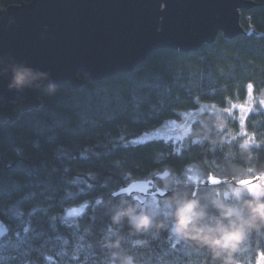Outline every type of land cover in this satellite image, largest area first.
<instances>
[{
  "label": "trees",
  "instance_id": "trees-1",
  "mask_svg": "<svg viewBox=\"0 0 264 264\" xmlns=\"http://www.w3.org/2000/svg\"><path fill=\"white\" fill-rule=\"evenodd\" d=\"M31 1L2 0L7 8ZM252 1L258 6L240 11V25L246 33L253 29L251 35L228 38L219 32L195 51L158 50L133 71L108 78L79 73L82 86L65 84L55 94L47 89L38 105L0 121V219L9 230L0 244L11 251L12 243L27 241L38 264H113L107 242L118 236L123 250L141 264H220L206 249L175 241L167 229L136 234L127 222L113 225L111 209L121 199L112 193L145 179L164 188L156 176L166 170L184 182L192 166L234 180L264 174V106L246 117L244 135L235 116L227 129L210 134L227 136L222 145L196 141L192 134L180 143L135 141L202 104L226 109L250 93L264 98V0ZM197 127L196 119L193 131ZM242 139L253 141L251 159L238 148ZM44 187L52 189L53 199H23ZM80 204H87L84 216L65 222L66 209ZM76 244L83 247L73 259ZM237 259L240 264L264 259V230L252 233L248 250Z\"/></svg>",
  "mask_w": 264,
  "mask_h": 264
},
{
  "label": "water",
  "instance_id": "water-1",
  "mask_svg": "<svg viewBox=\"0 0 264 264\" xmlns=\"http://www.w3.org/2000/svg\"><path fill=\"white\" fill-rule=\"evenodd\" d=\"M257 6L252 0H32L10 6L0 11V101L5 103L0 121L16 118L18 98L23 108L38 105L50 84L82 86L79 73L108 78L133 71L158 50L190 52L212 43L219 32L228 38L245 34L240 11ZM252 33L253 29L246 35ZM14 66L43 77L31 87L10 89ZM162 174L170 176L166 170L156 178L162 180ZM233 181L209 175L207 185ZM168 195L155 179L135 180L112 193L113 198L133 197L141 204V196ZM0 224L4 225L1 219Z\"/></svg>",
  "mask_w": 264,
  "mask_h": 264
},
{
  "label": "clouds",
  "instance_id": "clouds-1",
  "mask_svg": "<svg viewBox=\"0 0 264 264\" xmlns=\"http://www.w3.org/2000/svg\"><path fill=\"white\" fill-rule=\"evenodd\" d=\"M6 5L0 0V11L6 10ZM7 72V69H5ZM43 74L23 66H14L9 88L23 89L31 87L40 80ZM39 87V85H36ZM50 94L57 89L54 84L48 86ZM228 109L202 104L197 118L199 127L192 135L196 141L210 140L213 145L224 144L227 136L212 138L213 132H221L228 128L225 112ZM232 139H236L233 135ZM251 139H242L238 148L248 159L252 158ZM164 191L172 194L164 200L168 209L166 216L157 212L142 209L135 203L121 201L111 209V222L118 226L127 222L131 232L136 234L152 233L156 235L162 229L169 230L180 240L190 241L202 249H206L213 261L220 264H240L238 255L248 250L252 233L264 230V185L257 184L251 189L241 185L245 181L226 183L225 187H211L198 192L196 190L179 191L175 189L178 183L170 176L162 174ZM213 184L219 181L212 180ZM115 234H113L114 236ZM113 264H141L136 257L123 250V237L111 236L107 242ZM11 264V262H5Z\"/></svg>",
  "mask_w": 264,
  "mask_h": 264
},
{
  "label": "rangeland",
  "instance_id": "rangeland-1",
  "mask_svg": "<svg viewBox=\"0 0 264 264\" xmlns=\"http://www.w3.org/2000/svg\"><path fill=\"white\" fill-rule=\"evenodd\" d=\"M253 94L250 93L248 95V98L241 103H235L227 107L229 111L225 112V116L227 117V120L231 116H235L238 126L240 127L241 133L244 135V123L246 120V117L255 111L256 107H263L264 106V98L262 95L259 97L252 96ZM214 107V106H213ZM201 107L197 108L196 110H191L188 112L181 113L176 119L170 120L165 122L163 125H161L156 130L146 133L140 137H138L135 141L144 142V141H151L155 139H165L170 140L174 143H180L187 137H189L192 134L193 131V125L196 122L197 117L200 114ZM209 173L206 171H202L200 168L196 166L189 167L187 169V172L185 174V181L179 182L178 179H174L178 183L175 185V189L179 191L184 190H195L197 186L203 185L204 187L202 189H207L211 187H218L223 188L225 187V184H221L218 186H208L207 185V179L209 177ZM245 179V178H244ZM241 180V179H239ZM238 181V180H235ZM257 184L264 185V174L259 176L256 180H254L252 183L242 186L246 190L251 189ZM164 189V188H163ZM170 195L172 194V191L169 190ZM198 192L200 189H198ZM169 195V196H170ZM141 200H143V203H139L137 201H134L133 198H130L132 203H135L139 205L142 209L151 211V212H157L161 216H166L168 213V209L166 208L164 204V200L166 199H160L158 197H140ZM121 199V201H128L126 197L118 198ZM175 241H179V237L174 236ZM257 264H264V259H260Z\"/></svg>",
  "mask_w": 264,
  "mask_h": 264
},
{
  "label": "snow or ice",
  "instance_id": "snow-or-ice-1",
  "mask_svg": "<svg viewBox=\"0 0 264 264\" xmlns=\"http://www.w3.org/2000/svg\"><path fill=\"white\" fill-rule=\"evenodd\" d=\"M73 183H76L75 179L72 181ZM246 184L250 183L249 181H245ZM69 196H71V192L68 193ZM54 192L51 188L44 187L39 192L33 190L30 193H26L23 195V199L25 200H37L38 197H42L48 200H51L54 198ZM41 207L37 206L36 208H33V212L39 210ZM46 210V209H45ZM87 210V204H80V205H73L72 207L66 209L64 212L63 219L65 222L69 220H78L79 218L83 217L85 212ZM55 219V217H53ZM8 233V229L3 224H0V239H2L4 236H6ZM83 237H81V240ZM67 243V241H65ZM81 244H76L74 251H73V259H78L79 254L82 250ZM8 244H0V264H5V262H18V264H38V260L32 258V252L34 250L33 246L29 244L27 241L23 239H19V243H12L11 244V251L7 250ZM67 250L65 249L63 252L60 253V255H66ZM46 260L52 262L55 260L54 257L51 256H45Z\"/></svg>",
  "mask_w": 264,
  "mask_h": 264
},
{
  "label": "flooded vegetation",
  "instance_id": "flooded-vegetation-1",
  "mask_svg": "<svg viewBox=\"0 0 264 264\" xmlns=\"http://www.w3.org/2000/svg\"><path fill=\"white\" fill-rule=\"evenodd\" d=\"M14 103H15V107H14V110H15V112H16V117H17V115H18V110H22L23 111V109L25 110V109H27V108H29L30 106L29 105H27V107L26 108H23V106H24V104H23V100L21 99V98H18V99H16L15 101H14ZM5 105V103L3 102V101H0V106H4ZM6 120H8V119H6ZM5 120V121H6ZM129 198H133V197H129ZM134 200V199H133Z\"/></svg>",
  "mask_w": 264,
  "mask_h": 264
}]
</instances>
